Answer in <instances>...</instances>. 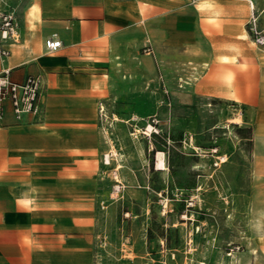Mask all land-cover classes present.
<instances>
[{
    "label": "crops",
    "instance_id": "crops-1",
    "mask_svg": "<svg viewBox=\"0 0 264 264\" xmlns=\"http://www.w3.org/2000/svg\"><path fill=\"white\" fill-rule=\"evenodd\" d=\"M5 1L19 39L0 72L16 82L39 75L42 88L37 113L17 118L6 104L0 117V264H91L97 227L85 215L103 148L99 105L133 70L177 82L191 63L200 75L188 86L213 97L230 86L219 69L261 81L264 45L249 41L247 22L252 2L262 28L264 0ZM51 36L61 46L48 53ZM210 68L214 82L197 84Z\"/></svg>",
    "mask_w": 264,
    "mask_h": 264
},
{
    "label": "rangeland",
    "instance_id": "rangeland-1",
    "mask_svg": "<svg viewBox=\"0 0 264 264\" xmlns=\"http://www.w3.org/2000/svg\"><path fill=\"white\" fill-rule=\"evenodd\" d=\"M259 56L261 81L215 72L230 85L223 97L179 87L169 72L134 70L105 96L95 197L85 215L97 227L91 264H264V228L255 226L264 222ZM211 73L197 84L214 82Z\"/></svg>",
    "mask_w": 264,
    "mask_h": 264
},
{
    "label": "built area",
    "instance_id": "built-area-1",
    "mask_svg": "<svg viewBox=\"0 0 264 264\" xmlns=\"http://www.w3.org/2000/svg\"><path fill=\"white\" fill-rule=\"evenodd\" d=\"M249 6L251 14L247 23L252 34V42L260 47L264 45V32L257 27L258 15L252 2L249 3ZM18 39L19 28L15 9L8 5L5 0H0V56L7 57L10 53V46ZM60 46V40L53 36L44 40L45 52H54ZM144 52L150 53L151 49L145 47ZM199 75L200 72L196 66L188 63L187 70L182 69V75L177 76L178 86L188 85L196 80ZM41 88L42 78L39 75H28L23 81L16 82L10 79L7 69L0 72V117L3 115L6 104L10 105L17 118L23 114L37 113ZM98 109L99 113L103 115V105H99Z\"/></svg>",
    "mask_w": 264,
    "mask_h": 264
},
{
    "label": "bare ground",
    "instance_id": "bare-ground-1",
    "mask_svg": "<svg viewBox=\"0 0 264 264\" xmlns=\"http://www.w3.org/2000/svg\"><path fill=\"white\" fill-rule=\"evenodd\" d=\"M113 152H115V150ZM105 162H108V155H105ZM156 165H157L158 169H163L165 167V163L163 161V156H162L161 152L158 153V159H157V164ZM117 179H118V176L116 175V180Z\"/></svg>",
    "mask_w": 264,
    "mask_h": 264
},
{
    "label": "clouds",
    "instance_id": "clouds-1",
    "mask_svg": "<svg viewBox=\"0 0 264 264\" xmlns=\"http://www.w3.org/2000/svg\"><path fill=\"white\" fill-rule=\"evenodd\" d=\"M255 226H256L257 230L264 228V222H261L258 220Z\"/></svg>",
    "mask_w": 264,
    "mask_h": 264
}]
</instances>
